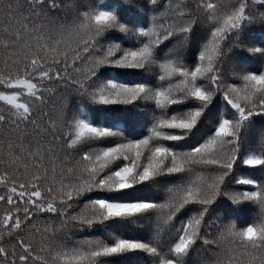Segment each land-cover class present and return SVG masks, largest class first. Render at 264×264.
Wrapping results in <instances>:
<instances>
[{
  "label": "snow or ice",
  "instance_id": "snow-or-ice-1",
  "mask_svg": "<svg viewBox=\"0 0 264 264\" xmlns=\"http://www.w3.org/2000/svg\"><path fill=\"white\" fill-rule=\"evenodd\" d=\"M0 264H264V0H0Z\"/></svg>",
  "mask_w": 264,
  "mask_h": 264
}]
</instances>
